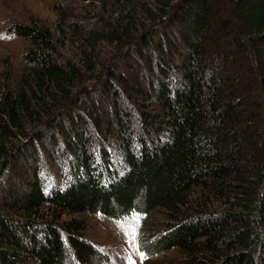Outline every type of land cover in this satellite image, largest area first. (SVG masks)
<instances>
[{"label":"trees","instance_id":"16d2710c","mask_svg":"<svg viewBox=\"0 0 264 264\" xmlns=\"http://www.w3.org/2000/svg\"><path fill=\"white\" fill-rule=\"evenodd\" d=\"M117 3L131 75L111 77L139 100V112L114 84L101 96L96 87L86 90L89 108L61 111L15 147L17 133L29 136L27 120L50 115V100L63 103L86 76L60 63L46 25L10 27L29 40L30 77L0 91V264H68L69 250L90 264L99 249L85 237V219L63 215L162 209L168 225L144 243L150 254L179 250L181 264H264V0ZM126 3L137 15L129 9L134 16L123 20ZM117 32L90 30L88 39L114 42ZM98 113L121 139L117 166L106 147L95 149ZM43 152L63 183L46 179ZM13 165L20 170L4 176Z\"/></svg>","mask_w":264,"mask_h":264},{"label":"rangeland","instance_id":"374dc122","mask_svg":"<svg viewBox=\"0 0 264 264\" xmlns=\"http://www.w3.org/2000/svg\"><path fill=\"white\" fill-rule=\"evenodd\" d=\"M118 7L117 0H0V91L19 90L30 77L25 57L30 46L29 40L10 31V27L16 22L28 24L37 20L49 27L54 33L61 55L60 63H72L81 68L86 76L85 80L78 81V87L63 103L54 105L50 100L47 104L48 110L51 109L50 115L44 110L31 121L27 120L25 130L29 136L17 133L14 147L23 144L29 137L34 138L35 131L45 128L49 121L53 122L61 111L84 105L89 108L92 99L86 97V90L93 93L96 87L101 88L94 94L101 96L114 84L124 98L123 103L139 112V100L111 77V74L117 71L126 77L128 72L130 74V47L126 41V33L122 32L118 22ZM124 7L127 9L124 11L123 20H128L130 15H137L133 6L126 3ZM95 29L118 31L120 39L114 42H96L88 39V32ZM89 57L94 65L90 72L87 71ZM102 99L105 100L103 97ZM147 104L150 103L147 101ZM106 109L111 110V105ZM136 111L133 110L134 113ZM98 115H101L102 127L97 130L92 126L91 131L95 149L106 147L117 166L121 139L117 133L106 132L108 120L102 113ZM51 158L43 152L41 165L44 167L45 177L54 183H63L60 172L62 170L56 161L50 160ZM2 165L3 162L0 163V166ZM18 170L20 166H10L4 176H14ZM44 211L50 212L47 208ZM72 217L85 219V237L99 249V255L90 264H181L185 260L179 250L161 255L150 254L143 247L145 242L155 238L168 225V217L163 209L155 211L152 215L139 211H131L121 216L104 215L100 212L63 215L61 221ZM68 264H79L70 250Z\"/></svg>","mask_w":264,"mask_h":264}]
</instances>
